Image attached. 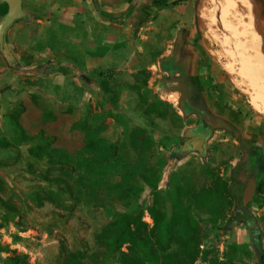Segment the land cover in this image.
I'll return each instance as SVG.
<instances>
[{"label": "rangeland", "instance_id": "374dc122", "mask_svg": "<svg viewBox=\"0 0 264 264\" xmlns=\"http://www.w3.org/2000/svg\"><path fill=\"white\" fill-rule=\"evenodd\" d=\"M252 5L264 60L259 11ZM237 6L228 15L235 25L236 15H248ZM98 9L84 0H22L24 17L7 30L11 58L0 134L10 138L8 115L20 109L25 134L36 139L0 148V199L18 211L6 214L0 204V247H7L0 249V264L11 251L25 254L28 264H118L96 240L115 218L139 209L151 226L147 209L155 200L169 216L176 197L208 186L215 176L229 183L246 147L263 155L258 188L246 205L259 233L234 224L233 208L215 225L192 209L201 230L195 264H259L264 112L253 107L254 88L229 55L226 41L233 47L238 41L220 22V0H190L143 28L107 23ZM184 30L199 34L212 80H202L196 96L186 89L190 108L183 107L180 90L163 88L180 75L161 68L162 60L179 58ZM154 101L166 104L163 116L150 107ZM200 118L210 126L203 152L189 144ZM40 137L50 142L48 157L29 153Z\"/></svg>", "mask_w": 264, "mask_h": 264}, {"label": "trees", "instance_id": "16d2710c", "mask_svg": "<svg viewBox=\"0 0 264 264\" xmlns=\"http://www.w3.org/2000/svg\"><path fill=\"white\" fill-rule=\"evenodd\" d=\"M258 7L259 19L262 25L264 37V0H254ZM0 16L5 17L8 11L7 4L1 1ZM18 20V19H17ZM16 21V20H15ZM14 21V22H15ZM199 34L194 42L195 49L200 55L201 61L206 63L205 77L212 81L209 69V56L198 43ZM164 72L174 75L183 73V68L171 59L161 61ZM103 88V86H101ZM156 107L157 115L163 116L161 111H166V104L154 101L150 107ZM185 108V106H183ZM161 110V111H160ZM20 109H15L8 115L10 138L1 136L0 148L17 147L21 144L33 142L36 137L27 136L20 124ZM199 128L210 130L208 123L201 121L194 132L199 133ZM41 138V143L32 146L29 153L35 157H48L50 142ZM47 154V155H46ZM44 155V156H43ZM60 164V163H59ZM155 192L156 184L152 185ZM54 196V194L51 193ZM35 203L37 200H33ZM6 214H17L16 207L0 199ZM228 208H233L232 221L234 224H243L252 234H258L256 220L247 212V206L242 205V186L234 178L228 183L215 176L208 186L198 191H192L185 196L176 197L171 213L168 216L154 201L147 213L152 221L151 226L142 220L143 212L139 209H130L115 218L108 228L96 236V240L105 248L106 256H114L118 264H195L200 255L201 230L198 222L192 216V209H196L207 215L209 225H215L222 220ZM14 239L20 240L17 235ZM259 249L257 238L254 239ZM7 252V247H0ZM2 264H28L25 254H17L11 251V255L2 260ZM259 264H264V253L259 257Z\"/></svg>", "mask_w": 264, "mask_h": 264}, {"label": "crops", "instance_id": "0c3cea01", "mask_svg": "<svg viewBox=\"0 0 264 264\" xmlns=\"http://www.w3.org/2000/svg\"><path fill=\"white\" fill-rule=\"evenodd\" d=\"M189 1L190 0H84L85 4H88V6L93 4L96 8L99 7V13L102 19L107 23L113 21L118 25L128 24L134 28H143L162 15L166 10H170L171 8L182 4H187ZM0 5H2L1 0ZM7 30L5 33V46L10 55L7 44ZM182 35L185 44L184 46L182 45L179 58H176L174 61L178 65L186 67V71L190 77V81L185 82L186 87L192 91L194 96H196L200 94L203 89L202 80H207L205 77L207 72L205 70L203 71V69L206 68V63L201 61L199 53L197 50H194V42L197 38V32L195 30H184L182 31ZM198 43L202 46L200 40ZM10 58L5 60L0 56V97L7 89L5 84H8L10 71L7 60L9 62Z\"/></svg>", "mask_w": 264, "mask_h": 264}, {"label": "bare ground", "instance_id": "6f19581e", "mask_svg": "<svg viewBox=\"0 0 264 264\" xmlns=\"http://www.w3.org/2000/svg\"><path fill=\"white\" fill-rule=\"evenodd\" d=\"M220 4L223 6V10H221V16L223 18L221 17L222 19L220 22L223 24L226 31L231 34V37L238 41L237 46L235 47H233L231 42L228 40L226 41V43L231 48L229 55L231 56L232 60L239 63L241 66L239 71L240 74L244 75L248 80H250V83L254 88L255 93L252 96L253 107L259 112H264L263 48L262 39L258 35L260 32L258 30V33L256 32V20L253 11L252 0H220ZM237 5H241L248 15L246 14L247 16L245 15L238 18L236 15L237 19H233L237 21V25H235V23L229 20L228 15H230L232 9ZM233 17H235V15ZM195 145L197 146L198 144L196 143Z\"/></svg>", "mask_w": 264, "mask_h": 264}, {"label": "water", "instance_id": "95a60500", "mask_svg": "<svg viewBox=\"0 0 264 264\" xmlns=\"http://www.w3.org/2000/svg\"><path fill=\"white\" fill-rule=\"evenodd\" d=\"M4 3L7 4L8 11L6 16L3 18V20L0 22V52L3 54V56L6 59L10 58V55L8 53V50L5 46V33L7 28L10 26L12 22H14L17 19H21L24 17V12L22 10V0H1ZM181 85V87H180ZM175 87V89L182 90L184 89V82L179 80H165L163 82V88H172ZM198 144L197 146L195 144ZM191 149L198 152H203L204 150V140H193L191 142ZM234 178L239 177L241 179L242 183H245L247 176L244 172V164L242 165L240 170L234 169L233 171ZM254 194V186L253 185H247L243 191H242V205L246 206L253 197Z\"/></svg>", "mask_w": 264, "mask_h": 264}, {"label": "flooded vegetation", "instance_id": "af4514ba", "mask_svg": "<svg viewBox=\"0 0 264 264\" xmlns=\"http://www.w3.org/2000/svg\"><path fill=\"white\" fill-rule=\"evenodd\" d=\"M194 50H196L195 49V44H194ZM174 75H180V77L179 78H170V79H168V81H170V80H179V81L184 82V89L180 90V92L182 94V101H183V105L186 108H190L191 105H190L189 100L187 99V97H189V96H187V90H186L187 87H186V83H185L186 82L185 78L182 76L181 72H177V74H174ZM172 88H175V87H172ZM202 117L203 116H201V118ZM200 121H204V120L201 119ZM198 131H199L198 135H195V136H193L192 138L189 139L190 140L189 141L190 145H191V142L193 140L206 139V135L208 134L207 129L206 128H199ZM262 158H263L262 153H260L259 150L256 147H253V148L246 147V149L244 150V152L242 154V158H241V160H240V162L238 164V167L235 168V169L240 170L242 165L244 164V172H245V174L247 176V179H246L245 183H242L241 179L239 177L234 178V176H233V178L237 182H239L241 184L242 191L247 185H250V184L253 185L254 186V194H253V196H255V193H256V190L258 188V185H259V182H260V178H261V173H260V170H259V166H260V163L262 162Z\"/></svg>", "mask_w": 264, "mask_h": 264}]
</instances>
